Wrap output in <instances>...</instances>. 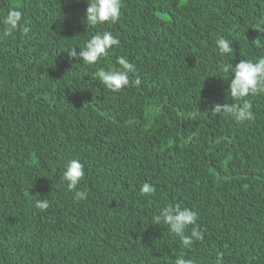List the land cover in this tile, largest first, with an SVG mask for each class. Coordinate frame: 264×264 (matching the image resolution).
Returning a JSON list of instances; mask_svg holds the SVG:
<instances>
[{"label":"trees","instance_id":"16d2710c","mask_svg":"<svg viewBox=\"0 0 264 264\" xmlns=\"http://www.w3.org/2000/svg\"><path fill=\"white\" fill-rule=\"evenodd\" d=\"M86 7L0 0V21L17 9L31 27L0 23V264H264V93L245 98L252 121L212 111L237 102L224 66L264 57V0H122L119 21L95 28ZM101 31L120 41L107 58L69 60ZM120 56L136 71L111 92L93 74ZM71 159L79 202L62 179ZM175 204L198 214L190 248L154 221Z\"/></svg>","mask_w":264,"mask_h":264},{"label":"clouds","instance_id":"9594fccd","mask_svg":"<svg viewBox=\"0 0 264 264\" xmlns=\"http://www.w3.org/2000/svg\"><path fill=\"white\" fill-rule=\"evenodd\" d=\"M87 7L84 12V22L87 26L95 28L104 24H116L121 17L122 0H85ZM3 35L8 36L14 31H19L22 35L27 36L31 31L29 24L23 21V13L17 9H10L3 20ZM257 33L260 35L256 40L264 39V20L257 24ZM118 37L110 31H101L92 35L84 44L82 49L71 48L67 51L69 60H78L80 63L89 66H95L99 61L107 58L111 50L119 45ZM217 49L221 55L233 54L232 41L219 36L215 40ZM116 65H109L107 69L100 68L93 74V79L98 80L106 89L111 92H119L129 85V75L135 73L136 68L126 57L116 58ZM224 72L231 71V81L228 85L227 92L232 100L237 101L232 104H216L213 107L214 112L230 115L237 123L254 120L252 104L245 99L249 96H255L264 93V57L255 62L252 60L241 59L238 64L225 65ZM136 84L140 81L137 79ZM84 165L79 159H71L65 165L63 172V181L69 191L74 192V200L79 202L87 198L86 191L78 190V185L84 178ZM34 206L43 211L49 208L47 198H39L34 201ZM198 214L188 207H181L180 204L165 207L154 221L157 225H167L171 234L177 237L183 246L190 248L194 241L202 240L203 234L197 225ZM191 226V231L188 229ZM175 264H194L192 260L178 257ZM214 264H224L223 254L218 253Z\"/></svg>","mask_w":264,"mask_h":264}]
</instances>
